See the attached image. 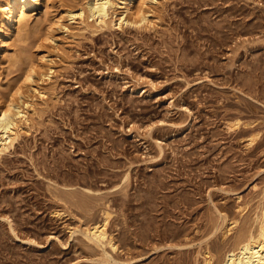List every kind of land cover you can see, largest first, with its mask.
<instances>
[{
    "label": "rangeland",
    "instance_id": "374dc122",
    "mask_svg": "<svg viewBox=\"0 0 264 264\" xmlns=\"http://www.w3.org/2000/svg\"><path fill=\"white\" fill-rule=\"evenodd\" d=\"M85 2L42 0L1 43L0 104L27 118L0 156V264H221L264 207V0L105 26L67 15ZM32 62L50 74L27 86ZM107 211L114 247L85 234Z\"/></svg>",
    "mask_w": 264,
    "mask_h": 264
},
{
    "label": "bare ground",
    "instance_id": "6f19581e",
    "mask_svg": "<svg viewBox=\"0 0 264 264\" xmlns=\"http://www.w3.org/2000/svg\"><path fill=\"white\" fill-rule=\"evenodd\" d=\"M41 2L42 0H0V18L3 19L7 28L6 34L3 36V39L0 40V47L1 43L4 45L6 38L10 36V34L14 33L16 30L22 32L25 26H27L29 11L31 9H39ZM159 2L160 0H87V2H85L86 4L80 5L77 10H67V15H69L71 19H74L76 16L85 17L87 15L88 17H92L99 26H105L108 23L113 24V19L115 20L118 14L112 19L111 15L120 10V16L117 18L120 25L124 23L142 25L147 21L148 10H146V8L153 7ZM83 19L85 18H82V20ZM15 22H18V26H15ZM59 25H61V23ZM52 32L53 27L49 25L47 28V38L52 36ZM45 57L44 55L43 58ZM42 69L43 67L41 68L32 62L26 70L24 83L27 86H31L33 82L36 81V76L39 77L41 75L43 77V75L48 76V74H50L48 72L49 69L47 71L48 74L45 69V72ZM21 88L22 87H19L18 94H22ZM8 101V103L6 102L7 104H0V156L13 146L19 136V121L22 118H27V111L21 108L19 103H17L18 101L16 102L14 98ZM234 124H239V121H236ZM253 141L254 138L251 139L250 143ZM103 215V220L89 225L85 229V234H87L90 240L98 244H110L114 247L113 238L109 237L107 231L110 213L107 211ZM236 221L232 220L233 226L237 224ZM257 223V227L254 230L248 231L249 233L246 232L247 234L239 237L234 246L226 252L221 264H264V207L258 216ZM232 227L226 229L227 233ZM225 232L224 234L226 235L227 233ZM202 253L201 262L198 260L196 264H217L216 258L210 250L206 249Z\"/></svg>",
    "mask_w": 264,
    "mask_h": 264
}]
</instances>
